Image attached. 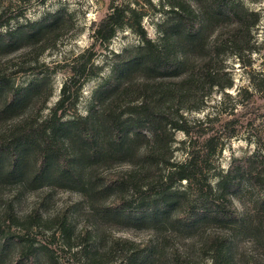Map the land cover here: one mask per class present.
<instances>
[{
	"label": "trees",
	"instance_id": "trees-1",
	"mask_svg": "<svg viewBox=\"0 0 264 264\" xmlns=\"http://www.w3.org/2000/svg\"><path fill=\"white\" fill-rule=\"evenodd\" d=\"M135 3L111 2L110 10L92 22V41L65 62L69 75L46 115L22 112L25 93L31 89L39 93L47 83L45 76L19 91L10 89L0 73V89H5L0 105V161L8 160L7 176L11 180L22 173L23 156L31 150L37 175L51 174L55 166L54 177L76 187L91 207L102 194H113L109 207L130 212L136 219L169 218L176 228L170 229L171 235L179 228L196 233L205 223L200 233L189 236V247L169 243L170 264H190L194 251L211 264H264V138L251 120L246 140L254 145L253 151L234 157L225 170L218 165L225 142L240 132L237 106L264 100V72L250 74V87H240L233 95L226 92L233 86L226 56L242 61L244 53L252 51L251 29L259 15L239 0ZM148 9L164 15L156 22L157 41L142 24ZM5 15L0 12V26L8 23ZM68 23L70 15L63 9L48 12L38 21L0 32V43L10 44L25 32L35 41L24 54L36 56L55 44ZM124 26L139 37V43L113 54L111 74L94 92L89 112L73 115L77 105L73 88L78 90L101 71L102 66L95 64L98 52ZM47 34L53 35L51 44ZM1 59L0 72L13 57ZM19 71L42 74L44 65L34 62ZM129 71L141 74L121 81ZM117 81L120 84L115 86ZM214 92L221 94L217 105H212ZM229 98L235 106L227 112L223 105ZM44 100L46 96L37 99V113ZM205 110L203 117H187L189 112ZM177 132L184 135L178 142ZM176 142L180 148L174 146ZM178 149L184 154L180 160L175 158ZM112 158L122 166L106 169L101 176L93 174L99 161ZM72 215V206L48 216L37 206L19 214L9 203L0 214V261L2 254L12 251L5 264H37L40 256L45 264H55L49 240L56 233L65 237L68 246L83 240L93 255H99L93 226L74 232ZM46 229L52 232L47 235ZM118 241L130 246L127 264H142L161 248L159 238L115 237Z\"/></svg>",
	"mask_w": 264,
	"mask_h": 264
},
{
	"label": "rangeland",
	"instance_id": "rangeland-1",
	"mask_svg": "<svg viewBox=\"0 0 264 264\" xmlns=\"http://www.w3.org/2000/svg\"><path fill=\"white\" fill-rule=\"evenodd\" d=\"M158 4L161 0H152ZM246 8L256 11L259 15L257 24L252 27V51L244 53L242 61L232 54L226 56V66L233 78V86L226 89V92L233 95L236 89L249 86V76L252 73L264 72V0H239ZM111 2L128 3L137 2L140 6L146 0H0V12L5 11L8 23L0 26V32L4 33L8 29L16 26L40 20L46 13L55 12L63 9L70 15L71 23L66 24L58 33L57 41L54 45H49L43 52L37 54H24L27 48L35 41L30 35L23 32L16 37L10 44L0 43V58L6 60L12 58L13 61L1 67V75L7 77V84L10 89L21 90L33 81L42 76L47 78V83L42 85L39 93L36 90H29L25 93V103L22 112L32 111L33 115L40 117L46 115L50 108L55 104L59 95L60 88L69 72L65 67V62L72 60L80 54L92 41L91 24L99 20L110 10ZM164 17L161 11L148 9L143 16L142 24L149 37L157 41L159 36L156 29V22ZM52 34H47L48 43L51 44ZM50 40V41H49ZM140 41L139 37L128 27L119 28L113 38L107 43L106 49L98 52L95 64L102 66L101 71L88 78L85 83L73 91L77 94V105L73 115L85 116L92 107V98L96 89L111 74L113 54L130 49ZM37 62L44 65V72L37 74L34 72L19 71L28 64ZM141 72L132 71L123 75L120 80H130L139 76ZM120 81L115 83L118 86ZM49 94V95H48ZM5 96V89H0V105ZM43 106L39 113L36 111L38 106L37 99H44ZM221 94L214 92L212 105H217ZM229 112L233 105L232 98L225 101L223 105ZM98 108V107H97ZM207 110L202 112H189L188 118H200ZM240 124V132L237 136L227 140L218 158V165L223 170L227 169L234 157H241L251 153L254 145L246 140L248 138L247 121L251 120L253 128L258 131L259 136L264 138V100L257 98L254 105L245 103L238 105L236 109ZM250 132V130H249ZM181 132L176 133V141L183 139ZM174 146L180 148L178 143ZM184 157L183 152L178 149L175 158L180 160ZM35 154L28 150L23 156L22 173L10 178L7 176L8 160L4 158L0 161V214L9 203H12L15 211L24 214L33 207H39L44 216L53 215L66 206H72V227L74 232L79 231L84 226L92 225L97 234V244L99 255H93L92 250L85 241L71 240L73 243L79 241L77 245L68 246L64 236L56 233L55 239L49 240V248L52 249V257L56 260L55 264H127L130 258V246L121 241L114 242L115 237L132 239L135 241H145L148 239H160L161 248L158 247L157 255L142 264H170L166 255L168 245L172 241L180 242L185 246H190L189 236H194L201 232L202 226L196 229V233H189L190 229H178L171 235V228H175L169 218H150L136 219L120 209L109 207L108 202L114 196L104 193L96 198L92 207L90 201L76 187L59 182L55 176L56 167L50 168L47 175H37L34 166ZM99 161L94 170V175L101 176L106 169L120 168L121 161L117 158ZM212 183L216 182V177L211 178ZM130 201V194L126 196ZM94 207V208H93ZM176 229V228H175ZM36 230V229H34ZM43 232L49 234L52 230L46 229ZM190 234V235H189ZM41 236V235H38ZM10 253L2 254L0 264H5L9 259ZM37 264H45L42 256L38 257ZM190 264H211L208 257L193 252Z\"/></svg>",
	"mask_w": 264,
	"mask_h": 264
}]
</instances>
